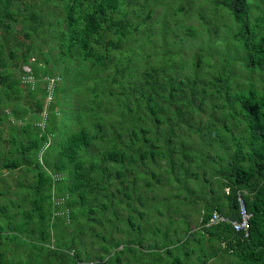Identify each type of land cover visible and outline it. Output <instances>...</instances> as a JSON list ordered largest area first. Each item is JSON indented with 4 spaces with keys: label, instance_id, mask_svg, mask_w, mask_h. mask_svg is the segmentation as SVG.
I'll list each match as a JSON object with an SVG mask.
<instances>
[{
    "label": "trees",
    "instance_id": "1",
    "mask_svg": "<svg viewBox=\"0 0 264 264\" xmlns=\"http://www.w3.org/2000/svg\"><path fill=\"white\" fill-rule=\"evenodd\" d=\"M158 6L196 1L0 0V264H264V0H200L236 52L203 84L149 61Z\"/></svg>",
    "mask_w": 264,
    "mask_h": 264
},
{
    "label": "rangeland",
    "instance_id": "2",
    "mask_svg": "<svg viewBox=\"0 0 264 264\" xmlns=\"http://www.w3.org/2000/svg\"><path fill=\"white\" fill-rule=\"evenodd\" d=\"M196 1V6L195 7H190L189 13H182L181 14V19L179 20L177 17L172 18L170 16L169 20L171 22V25L169 26L167 23V18L165 17V12L164 9L165 7H159L157 8L154 17L152 20H155L158 18L159 15L163 14L160 18V28L156 27L155 30L157 31L156 34L162 36V37H170V45L169 43H165L164 47H159L158 50L157 47L155 46L154 42L151 41L150 38L146 39L148 35H151L152 33L149 32L140 35L141 37V42L145 41L143 43V46H145V52L150 50V58L149 61H161V60H166L169 56V54H176V60L181 66V69L177 70L178 74H187L189 73L192 69H194L195 72L200 74L201 78V84L206 79H211L214 77V74L216 71L219 69L220 65L224 66V63L222 62V59L224 57H227L230 55V57L236 56V52H233L234 48L231 45H228V39H227V34H224L223 31V26L226 23H233L234 21L230 18L228 13L226 12L225 14L223 13V9H220V11H216L215 14H212L209 10H204V16L200 15L199 13L196 12V9H201L202 7H199L198 4L200 3V0H195ZM145 11H149L150 7L143 6ZM164 12V13H163ZM174 20V21H173ZM185 20L186 25H192L196 29L195 32H187L185 29L182 28L180 25V22ZM177 25H180L178 27ZM220 25V29L217 30V26ZM150 29V28H148ZM159 30V31H158ZM232 31L235 30V28L231 29ZM175 32V33H174ZM139 36V35H137ZM158 44L160 45V40L157 41ZM137 44L139 43L136 42ZM149 47V48H148ZM154 49V50H153ZM202 54L204 59H208L209 62L204 61L202 65L197 69L196 66H193V62L197 59V55ZM195 57V59H194ZM134 58V57H133ZM162 58V59H161ZM238 64V62L235 63V66ZM235 66L230 69L232 76L235 77L237 71H235ZM240 66V65H238ZM25 72H30L31 67L28 65H25L22 67ZM176 68V64L172 62L171 64V69L174 71ZM247 77V71H245V75L241 77H237V82H242L244 78ZM262 78V75H261ZM23 79L26 80H32V77H23ZM55 83V80L52 79L50 82V87L53 86ZM211 88V87H210ZM26 94V93H24ZM53 95V94H52ZM51 93H49L48 96V101L51 98ZM21 105H31L29 97H24L21 98ZM46 107L44 109V112L42 114H39L41 119L37 121V124L39 123L41 127H44L45 123V118H46ZM33 111L30 112V114ZM38 115V116H39ZM34 115H30V120H34ZM21 123V121L19 122ZM4 127V132L2 137L8 138L10 136V128L8 127V122L4 121L3 124ZM3 139V138H2ZM1 140V139H0ZM163 163V162H162ZM3 174H7L8 171L6 169L2 170ZM17 173L14 174L16 176ZM12 181V178H10ZM193 185H196V181H193ZM228 190V189H227ZM7 198H11V195L7 196ZM11 248H15L14 243L9 244ZM94 245L92 248L95 249ZM10 256H14V254H11Z\"/></svg>",
    "mask_w": 264,
    "mask_h": 264
},
{
    "label": "built area",
    "instance_id": "3",
    "mask_svg": "<svg viewBox=\"0 0 264 264\" xmlns=\"http://www.w3.org/2000/svg\"><path fill=\"white\" fill-rule=\"evenodd\" d=\"M239 201H240L241 218L228 219V220L231 222V224L233 225L236 231L244 232V234L248 236L250 232V225H251V219L253 217V213L247 209L242 196L239 197ZM226 220H227L226 216L220 214L219 212H215L211 217L210 221L207 223V226L217 222H224Z\"/></svg>",
    "mask_w": 264,
    "mask_h": 264
}]
</instances>
